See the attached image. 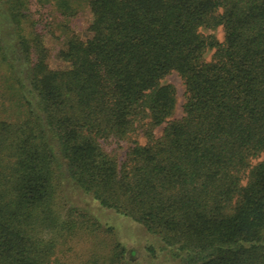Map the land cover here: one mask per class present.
<instances>
[{
  "label": "trees",
  "instance_id": "trees-1",
  "mask_svg": "<svg viewBox=\"0 0 264 264\" xmlns=\"http://www.w3.org/2000/svg\"><path fill=\"white\" fill-rule=\"evenodd\" d=\"M33 2L87 7L55 65ZM140 131L123 158L105 147ZM262 153L264 0H0V264H73L76 238L84 264H131L69 184L158 236L149 264H264Z\"/></svg>",
  "mask_w": 264,
  "mask_h": 264
},
{
  "label": "rangeland",
  "instance_id": "rangeland-1",
  "mask_svg": "<svg viewBox=\"0 0 264 264\" xmlns=\"http://www.w3.org/2000/svg\"><path fill=\"white\" fill-rule=\"evenodd\" d=\"M31 9L35 14L34 16L40 18L38 25L43 27L46 22L51 23L47 28L49 30L48 46L51 49L50 60L53 65L56 63L54 59L55 53L62 46L67 32H76L83 36L87 35L86 28L89 19L87 7H84V9L74 17L57 15L54 13L55 11L52 6H43L36 2L31 4ZM205 33H215L220 40L224 39V30L222 27H219L216 30H205ZM213 52V50L208 52V59L211 58ZM164 81L171 83L176 87L177 105L173 117H179L183 115V105L185 102V85L183 79L178 73H172L168 75ZM163 129L164 125L158 127L156 129V134L161 135ZM135 140L145 143L147 138L144 133L140 131L135 133L132 138L123 140L120 143H105V147L110 152L123 158L129 147L134 144ZM262 160H264V153L258 158H255L253 163L256 164ZM65 194L75 206L86 210V212L98 219L102 225L114 228L116 238L122 243L126 250V261L131 264H149L152 261H165L161 254L158 253L160 259H156L149 252V246L157 248L161 241L158 236L150 233L143 224L130 217L122 215L113 209L101 206L97 200L81 190H78L71 184L67 185ZM91 244L90 240L76 238L65 247L64 252L60 253V257L71 261L73 264H84L88 261L89 254L91 253Z\"/></svg>",
  "mask_w": 264,
  "mask_h": 264
}]
</instances>
